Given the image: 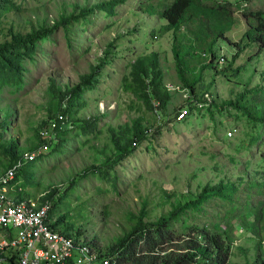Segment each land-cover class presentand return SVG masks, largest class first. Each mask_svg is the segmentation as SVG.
Returning <instances> with one entry per match:
<instances>
[{
    "label": "rangeland",
    "instance_id": "obj_1",
    "mask_svg": "<svg viewBox=\"0 0 264 264\" xmlns=\"http://www.w3.org/2000/svg\"><path fill=\"white\" fill-rule=\"evenodd\" d=\"M110 1L0 0V174L39 146L40 129L68 99L70 123L58 148L17 176L24 195L53 194L59 223L102 249L114 247L139 218L155 223L175 211L173 231L220 226L233 242L229 264H264V219H256L264 201V54L246 40L244 16L264 11V0H198L243 9L235 10L230 42L217 47L225 64L203 71L210 61L186 60V80L201 78L198 94L217 101L211 109L193 108L181 123L176 114L190 98L171 87H189L175 55L181 45L162 18L176 0H123L114 16L95 11L71 23L68 34L60 28L33 45L15 43ZM137 126L151 131L135 148ZM245 167L247 182L255 175L260 189L245 185ZM218 184L229 185L226 198L233 184L241 185L235 210L215 198L199 213L180 214Z\"/></svg>",
    "mask_w": 264,
    "mask_h": 264
},
{
    "label": "trees",
    "instance_id": "obj_2",
    "mask_svg": "<svg viewBox=\"0 0 264 264\" xmlns=\"http://www.w3.org/2000/svg\"><path fill=\"white\" fill-rule=\"evenodd\" d=\"M123 2V0H113L108 3L98 4L91 9H83L79 15L63 18L52 28H42L32 32L27 41H19L15 43L21 45H27L30 43L33 45L42 39L49 38L60 28L68 34L69 25L71 23L86 20L95 11L105 12L110 16H114L115 7L123 4ZM242 9L243 6L240 4L235 6L231 3H224L215 4L214 6H203L198 0H176L172 7L163 12L162 18L168 23L167 30L174 33L176 43L181 45L177 46L175 49V55L182 70V79L186 81V84L189 87L187 89L190 90L193 95H198L196 86L200 83L201 78L196 81L194 80V82L186 80V73L190 75V72L186 70L184 71L186 60L190 56L193 57L195 55L193 57L194 59L200 58L205 64L210 61L209 66H204L203 64V71L213 68L216 63L217 65L226 63V58L221 60L218 59L217 47L221 41L230 42L227 35L234 27L235 10ZM244 16L248 26L246 40L250 44L259 46L258 55L262 56L264 54V11L251 12L250 14H244ZM184 29L195 31V36L191 38L183 35L182 31ZM237 47L239 46L237 45ZM3 52L4 50L0 49V53ZM217 71L219 74L225 73L224 71ZM147 75V71L143 70L142 76L146 77ZM85 82H88V80ZM70 93L73 95L74 92ZM216 101L217 100H215L214 105L216 104ZM61 104H63V101ZM61 104L57 109V113L61 111ZM192 107L193 105H191V108ZM65 112L66 110L63 111V113ZM57 113H52L49 119H52ZM261 121L264 122V119ZM46 123L47 121L44 125H46ZM150 131L151 130L148 129L143 131L140 126H137L136 134L131 140L130 146L134 147V143L136 141H141ZM126 148L128 149L129 146ZM247 170V167L243 170L245 185L247 187H257L260 189L261 182L257 180L255 175H252L251 173L249 174L252 177V180L255 179L254 183L249 184L247 182ZM228 186L229 185L218 184L212 188H204L195 201H188L181 206L183 211H181L180 214L189 212L190 209L196 210L199 213L198 210H202L205 205L209 204V202L215 198L233 203L232 210H235L241 198L240 196H235L239 193V190L241 192V185L237 186L236 184H233L231 189L233 192L229 198H226L225 191ZM51 197L53 198L54 195ZM259 205V211L256 212V219L262 222L264 219V201H260ZM218 208L220 209V206ZM53 214H55V206ZM173 216L177 217V212L174 211L169 217H162L155 223H147L143 218H139L136 224L133 225V228L121 237L114 247H111L112 252L122 251V257L129 264L230 263L233 242L228 236V230L224 229L225 231H222L220 226H215L217 231H211L207 228L200 227L190 228L187 226L184 228V232L187 231L184 234H179L177 231L172 230L170 221H172L171 219ZM141 242H143V244L140 246Z\"/></svg>",
    "mask_w": 264,
    "mask_h": 264
},
{
    "label": "built area",
    "instance_id": "obj_3",
    "mask_svg": "<svg viewBox=\"0 0 264 264\" xmlns=\"http://www.w3.org/2000/svg\"><path fill=\"white\" fill-rule=\"evenodd\" d=\"M189 115V108L182 109L178 121L183 122ZM66 120L60 114L51 121L41 132L46 143L39 151L25 153L14 167L0 175V264H118L113 258L101 257L96 249L87 244L76 245L66 234L53 227V201L45 195L41 201L13 194L18 186L14 183L18 171L27 162L50 150V145L58 139L59 124H64ZM135 145L138 146V143ZM14 257L15 263L11 261Z\"/></svg>",
    "mask_w": 264,
    "mask_h": 264
},
{
    "label": "clouds",
    "instance_id": "obj_4",
    "mask_svg": "<svg viewBox=\"0 0 264 264\" xmlns=\"http://www.w3.org/2000/svg\"><path fill=\"white\" fill-rule=\"evenodd\" d=\"M222 64H225V63H222ZM184 90L185 91H183L182 89L179 90V89H174L173 87H171V91H173V92H179L181 94H185L186 96H188V98H190L189 99V103H191V105H193V107L191 108V105L188 104V107H189V110H190L189 117L193 115V108H196L195 110H197V112H198V108L204 110L206 108L211 109L213 107L214 102H215V98L213 97V95L211 93L207 92V93H205L202 96H200L199 94L195 96L187 88H184ZM195 99L198 100L197 103L194 102ZM61 105H62L61 111L58 112V113L56 111L55 113H57V114L52 119H49L48 118L46 125H44L40 129L39 135H38L39 142H40L39 143V146L36 149H28V150L23 151L22 153H20V157L18 158V160L4 172V173H6L9 169H11L12 167H14L19 162V160H21L24 157V154L25 153H27V152H38L39 151V149L42 147V145L44 143H46V141H44L42 139L41 132L49 126V124H50L51 121L55 120L60 114H63L67 118V120L65 121L64 124H59V128L57 130L58 139H57V141L54 144L50 145V150L47 153H44L43 155L39 156L36 160L27 162L18 171V173L16 175V178H15V181H14V183H16L18 186H17L16 192H14L13 194L16 195V196H18L19 198H33V197H28V196L24 195L23 194V189L21 187H19L20 184L16 181L17 180V176L19 175V173H21L23 171V169L25 167H27L28 165L37 162L39 159H41L44 156H46L47 154H49V152L54 151L55 149H57L58 148V145H59V141H60V134L63 131H66L67 130L68 123H70V120H69L70 108H69V104H68V99L63 100V104H61ZM184 108H186V107H184ZM184 108H180V110L178 112L179 115L181 113V110L184 109ZM67 109L69 110V112H68ZM65 110H66V112L63 113V111H65ZM178 113L176 114V121L179 122V123H181L180 121H178V117H179ZM189 117L186 120H184L183 122L187 121L189 119ZM237 131H238L237 129H234L232 131H228V134L230 132V133H232V135L230 136V135L227 134V137L228 138L233 137V135ZM149 134H150V132L148 133V135ZM141 142H142V140L141 141H136L135 143H138V146H136L135 143H134V147H136V148L140 147ZM4 173H2L0 175H3ZM43 195H45V197L47 199H50V200L53 201V207H52V211H51V219L54 221L53 227H57V230L61 234H66L68 236V238H71L76 245L77 244H80V243H83V244H87L88 246H90L93 249H96V251L102 255L101 257L113 258L112 260L118 262V264H129L122 257V251H114V252H112L111 247H110V249H107V250L106 249H102L97 244H95L93 241H90L84 235H81L78 231H73L72 229L64 226L61 223H59V220L55 217V214H53L54 206H56L55 205L56 204L55 196L52 198L51 196L53 194H50L49 196L47 194H43ZM43 195H41L38 198H33V199H36V200L41 199V201H43V199H44ZM143 242H141L140 246L143 244ZM9 255H10V253L8 254V256ZM15 260H16V257H14L11 261L13 263H15Z\"/></svg>",
    "mask_w": 264,
    "mask_h": 264
}]
</instances>
